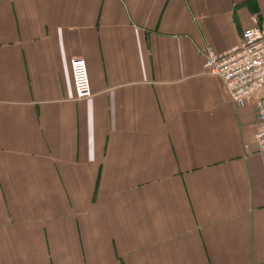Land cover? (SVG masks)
<instances>
[{"label":"crops","instance_id":"crops-1","mask_svg":"<svg viewBox=\"0 0 264 264\" xmlns=\"http://www.w3.org/2000/svg\"><path fill=\"white\" fill-rule=\"evenodd\" d=\"M254 16L264 0H0V264H264L255 103L203 70Z\"/></svg>","mask_w":264,"mask_h":264},{"label":"built area","instance_id":"built-area-1","mask_svg":"<svg viewBox=\"0 0 264 264\" xmlns=\"http://www.w3.org/2000/svg\"><path fill=\"white\" fill-rule=\"evenodd\" d=\"M253 26L246 30L241 42L223 53L211 49L204 52L203 70L221 80L231 101L239 107L251 100L255 103L257 124L255 141L260 152H264V28L257 17H252ZM72 78L75 101L92 97L86 60H72ZM260 94L259 98L256 96Z\"/></svg>","mask_w":264,"mask_h":264}]
</instances>
